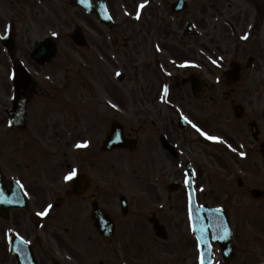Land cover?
Listing matches in <instances>:
<instances>
[{
  "label": "flooded vegetation",
  "instance_id": "af4514ba",
  "mask_svg": "<svg viewBox=\"0 0 264 264\" xmlns=\"http://www.w3.org/2000/svg\"><path fill=\"white\" fill-rule=\"evenodd\" d=\"M242 1V4H238L237 0H202L201 18L203 23L211 24L214 36L209 34L217 44L218 55L232 54L234 58L242 56V59H245L246 65L243 72H248L250 75V79L246 81L247 90L264 93V0ZM173 25L178 26V22L173 20L166 24L159 22L152 31L151 28H147L142 33L136 30L135 41L138 44L134 57L136 83L138 88L144 92V96L153 102L160 97L161 91H164L163 97L167 98L168 90L175 88L176 81L171 80L168 72H165L166 68L171 69L167 54L170 51L169 39L174 35ZM93 30L105 38L106 30L96 27ZM201 35L200 31L196 41L192 42V46L197 49L200 45H205L204 36ZM88 40L91 47L99 48L100 51H105L107 48L106 45L99 44L93 34L88 36ZM225 42H228V46L222 48L220 44ZM146 43L149 44V50L144 51ZM231 43L235 45L234 48L230 46ZM192 51L196 52L193 48ZM140 54L146 55L147 60L144 63L139 58ZM88 61L93 62L94 57L90 56ZM154 61L159 65L163 63L164 68L161 72L158 71L161 75L159 87L152 86L150 94H147L145 81L147 77H154L149 72ZM146 72H148L147 75ZM193 74L198 76L197 73ZM180 75H182L181 72L176 73L177 77ZM95 77L101 82L98 85L101 91L99 92L96 86L90 85L87 86L88 91H79L75 98L72 85L36 84L31 89L27 101L26 124L21 127H10L6 126L8 118L3 110L6 112L13 105L15 98L12 72L0 74V170L3 178L0 181V264H19L11 243L12 237H16L20 244L16 245L15 250L25 253L31 250L38 264H54L55 255L61 250H67L65 257L67 256L70 264L77 262L79 264L81 260L75 255L79 253H84L89 258H94L101 253L100 264H120L118 259L126 257L125 249L127 254L131 255L133 264L139 262L141 255L139 219L135 222V231L127 229L129 234L127 238H125L126 230L121 224L117 226V232L113 237H105L99 234L88 212L87 206L90 205L94 194L100 199L108 196L107 180L97 183L95 190L93 186L88 187L84 195L76 196L74 192V176L78 172H86L90 164L88 155L91 152L90 147H87L86 143L79 145L87 138L88 123L92 122L86 116L88 107L94 99L102 108L108 103L107 76L105 72H100V75ZM225 90L210 87L207 83L202 89V99L212 98L213 108H216L217 105L222 104L219 100L221 92H228L230 96L235 88ZM73 98L74 100L68 105V101ZM33 103L42 108L48 104L49 106L45 109L44 115L30 116ZM159 103L166 104L165 101ZM201 104L209 108L210 102L202 101ZM52 108L56 109L53 114L57 115L47 116L46 112L50 113ZM67 108L72 109V118L77 121L78 127L67 123L63 116L58 120V110H62L64 114ZM203 114L204 109L202 108L199 111V124L207 128ZM224 115L222 119L230 118L226 112ZM254 118L259 119L258 113L254 114ZM165 119L168 121L169 117ZM45 125H49L52 130L46 132ZM70 125H73V133L67 131ZM165 125L170 127L168 122ZM258 128L257 138L248 133L244 134L246 137L244 144L249 145L250 148L243 149L240 146L237 149L242 155L237 162L234 161L236 160L234 157L230 156V160L235 164H224V158H221V153L229 149H213L219 152L212 156L214 174L209 175L214 187L212 191H203L207 198L199 197L200 200L199 198L198 200L204 204L210 203L209 198H211L212 205L224 211L218 216H223L226 227L231 226L233 247L230 255L226 257L223 247L228 245V234L224 241L221 239L220 242L212 241L216 254L212 264H260L264 261V164H258L257 158H252L254 152L264 154L262 123L260 126L258 124ZM213 131L217 136H223L229 144L237 143L235 136L222 129L220 124L214 125ZM177 133L176 138L173 134L170 137L180 143L178 129ZM72 138L74 140H71ZM217 144H220L219 140ZM233 154L237 156V152ZM102 162L105 163L103 160ZM206 167H208L207 164L203 170ZM225 172L228 173V181ZM234 172L240 173L234 175ZM255 188L260 189L258 193H255L257 195L253 192ZM171 200L179 204V210L183 209V196L173 197ZM47 207L49 211L46 213ZM106 209L108 210L107 207ZM252 210H257V212ZM164 224L170 232V238L167 239V252L170 260L166 263L201 264V261L196 260L198 253L200 254L198 241L193 234H188V231L183 228L184 214L176 213ZM214 226L218 229L217 233L225 237L226 230L223 228L221 218L214 220ZM91 227L97 239H93L91 234H87L85 238L86 230ZM109 244L117 257L116 260L106 258ZM130 247L133 251H129ZM173 258L176 259L172 260ZM254 258H256L255 261H253ZM124 261L129 262V259Z\"/></svg>",
  "mask_w": 264,
  "mask_h": 264
},
{
  "label": "rangeland",
  "instance_id": "374dc122",
  "mask_svg": "<svg viewBox=\"0 0 264 264\" xmlns=\"http://www.w3.org/2000/svg\"><path fill=\"white\" fill-rule=\"evenodd\" d=\"M133 1H136L132 4ZM174 0H108L111 11L117 21H119V24L117 27L114 28V33H116L117 37V48L123 51V55L127 54L126 57H122V65L119 66L120 70L124 73V79L121 81H116L112 83L111 79L108 80V87L110 89V92L114 94L116 97H119L120 95L117 93L119 92L120 88L122 89V101H123V111L120 115L115 116L112 111L108 114V121H107V129L110 127V122L113 117H119L120 120L125 124L126 133L133 134V130L136 131L135 134H138L141 138V143L138 147V150L134 151H120L116 150L113 152H110L105 155L106 160V166L102 164V159H104L103 154L97 153V147L94 148L89 155L90 164L94 167L91 170H93V178L100 181L102 180V175L100 172H102L103 167L101 165H104L107 168L108 175H107V181L109 184V194L107 197L103 198V200L107 204V208L112 211V213H115V216H122L120 211V205L118 201V197L120 194H123L128 196L130 198V206L129 211L127 215L122 216L123 218L120 224L124 227V230H126L125 238L129 236L127 229L131 227L135 228L134 222L136 219H140L142 223H145L146 217L149 214V208L151 207V196L149 195V199L146 200L144 198H140L141 194H138V191L140 190V185L136 184L137 182H142V186H147V191L151 189L150 181H158L160 186H163V182H169L171 180H174V178H177L181 181V178H183L184 173H182V170L176 171V176H172L169 179H166L167 177L162 176L160 173H163L165 171V159L166 157L170 159L169 156H166L167 154L164 152L163 149H160L159 141L155 142L151 140V127L152 125L149 122V117H152V115L147 116L145 120H140L141 118L146 117L147 112L151 109L145 107L146 110L144 113L142 111L141 103L138 101L137 97L139 96L138 92L133 87V78H134V67H135V54L137 51V45L135 41V35L136 30H140L141 33L143 30L147 28H151V31L153 27L156 26L157 23H164L166 24L173 20H176V23L178 22V26H172V29L175 28L174 32L179 34V36H171L168 42L169 46V53L168 56V62L169 66L171 67L172 72H186L184 69H181L179 71V67L185 66L187 62H191L189 59L193 57V51L190 47V44L187 42H192L191 38H182L181 34L183 33V28L185 21L187 19L192 20L194 22L195 26H206L207 23H203L201 18V12H202V0H189L188 8L181 13L180 15H175L171 12V3ZM238 4H242V0H237ZM129 5H132L128 10V15L134 18L135 15H138L134 8L138 6H141V4H144V8L141 12L142 20L139 24H133L126 20L122 24L120 21H124L125 14L123 12V7L126 8ZM135 13V14H134ZM173 14V15H172ZM128 16V17H130ZM129 18L132 20V18ZM136 17V16H135ZM86 15L77 8L71 6L69 4V0H0V31L2 33H7L13 31L14 28L16 31V40L18 45V52L22 56H26V59L30 61L32 65L35 66V63L31 61L29 58V52L32 50L34 42L37 40H42L46 37H52L56 40L57 46H58V53L55 59L51 62L50 65L38 68L37 72H52L53 76L56 78L57 82L62 83L64 81V77H69L70 74L68 72H71L72 80L71 84H76V92L79 91H86V88H84L86 81L83 76L87 74V72H105L107 78H108V72L106 68H103L100 64L94 65L89 67L88 59L87 57L90 56L89 51H84L78 48L74 42L71 41L69 38L70 32L74 30V28L77 25H81L84 28L86 27ZM14 21V22H13ZM196 26V27H197ZM208 26H210L208 24ZM12 28V29H11ZM198 28V27H197ZM209 40H212V36L206 35L203 40L205 42V45L207 46H201L200 48L205 51V56L202 54H198V57H202L204 60V64L199 65V71L204 72V78L209 80L211 84L218 85L219 83H216V80L220 77V72L214 73L216 60H214L215 57V45L214 42H210ZM231 41V40H230ZM229 41V42H230ZM233 41V40H232ZM231 41V42H232ZM139 43V42H138ZM187 43V44H186ZM220 46L225 48L228 46V42H225L224 44H220ZM231 47H235L234 44L231 43ZM209 47L213 51H209ZM145 51H147V48H145ZM88 56H87V55ZM242 60V56H239ZM244 57V55H243ZM140 60L142 62H145L147 59L144 54H140L139 56ZM239 58V60H240ZM9 58L7 56V53L5 52L3 46L0 44V72L5 71V67L9 63ZM230 59H226V65L227 62ZM87 61V62H86ZM153 62V61H152ZM229 63V62H228ZM225 65V66H226ZM224 66V67H225ZM103 68V69H102ZM194 69L195 66H191L188 68ZM224 68H222L223 70ZM36 70V69H35ZM147 71V70H146ZM61 72H67L66 74H61ZM150 74H152L153 78H146L145 81V87L147 94H150V90L153 87H159L160 81H161V75L158 73L156 67H155V61L152 64V68L149 71ZM208 72H212L209 74ZM148 72H146L147 75ZM245 73V78L243 76L242 81H240L237 86L241 87L240 91L238 90V87L235 88V91L233 92L235 96L232 98L229 96L228 92H221V95L224 94V104L225 101H227L228 106L232 102H240V103H246L247 106H250L248 111V116L243 118L244 120H241L240 122H236V124H231L233 126L231 133L237 135V142L238 144H242L245 141L243 140L246 138L244 136L245 133H247V123L248 118L251 116H254L255 113H259L260 117H262V114H264V97L258 99L259 96L264 95L263 92H250L247 90V80L250 79V75L248 72ZM243 73V74H244ZM42 75V73H41ZM174 76V74H173ZM181 77L185 78L186 75H181ZM175 78V77H174ZM173 78V79H174ZM153 79V81H152ZM223 79V78H222ZM80 84V85H79ZM156 84V86H154ZM226 88L227 91L230 90L231 87L234 86H227L224 83V86H219L218 88H221L224 90ZM74 90V88H73ZM225 90V91H226ZM180 93L181 96L178 94ZM222 99V97H221ZM173 101H178L183 103L185 106H187L188 110L193 113L194 115H198V111L202 108L205 111H208L207 113H204L208 119L209 124L215 123L217 119L220 118V115H223L227 109L224 107L223 104H219L216 106V108H212V98H207L204 101L210 102L211 108L205 107L202 104H199L198 102L203 99H196L192 96L190 86H185V88H178V90L173 92ZM189 101H192L191 106L188 104ZM245 104V106H246ZM45 107V105L43 104ZM49 106V104L42 108L35 103L32 104V113L31 116H40L44 115L45 109ZM50 110H56L55 108H52ZM90 110V117H94L96 112L101 116L100 113V107L98 104H93ZM255 110H257L255 112ZM58 120L61 119V113L62 110H58ZM65 113L62 114L64 116L67 123H77V121L72 120L69 118V116L72 113L71 108H67ZM54 111L50 113V115H57L53 114ZM172 113V112H171ZM173 114V113H172ZM175 115V114H174ZM138 116V118H136ZM141 116V117H140ZM232 116V115H231ZM233 117V116H232ZM264 120L261 119L260 122ZM47 123V122H46ZM163 124V123H162ZM162 124H157V126H161ZM43 126V125H42ZM75 126V125H74ZM89 126V125H88ZM264 126V123H263ZM90 127V126H89ZM141 128L139 131L136 130V128ZM47 128V129H46ZM40 131L39 128H36ZM46 129V132L48 130H52L49 125H45L44 130ZM68 132L72 131V125H70V129H67ZM213 131V130H212ZM105 134V133H104ZM103 134V135H104ZM35 135H39L38 133H35ZM102 135V136H103ZM71 140H74L72 138ZM198 150H201L199 154H202L203 152L208 154L207 158L211 159L212 156L219 154L218 151H213L211 147H206V145L201 146L198 144L196 147ZM157 152L159 154H157ZM198 153H196V157ZM229 155V154H228ZM222 156L224 164H231L230 156ZM219 157V156H218ZM255 158L259 161L258 164H264V162L261 163V160L263 159V156L261 154L257 153L255 154ZM182 162H184L183 159H181ZM197 162V161H196ZM198 163V162H197ZM196 163V165H197ZM199 165V164H198ZM200 166V165H199ZM142 169L144 171H142ZM173 170V168H172ZM143 173V174H142ZM212 174V172H210ZM206 174V173H204ZM214 174V172H213ZM207 174L203 177L205 178ZM222 179V178H221ZM116 189V190H115ZM213 190V189H212ZM211 190V191H212ZM165 193H162V195ZM211 194V192H210ZM204 198H207L204 195ZM62 209V208H61ZM60 209V210H61ZM59 210V211H60ZM85 210V208H84ZM58 211V212H59ZM257 212V210H252ZM87 212V211H84ZM141 213V215H140ZM174 213V210L172 211ZM168 213L165 214L164 219L165 221L172 218L173 214ZM62 218V216H61ZM126 222L123 224V222ZM143 228L142 234H141V243L146 248L147 252H151L153 248H155V253H148L147 256L149 257L146 264H155L153 262V258L157 260L159 263L163 262L165 259L164 257V251L166 248L162 246V244L157 240L153 239V235L150 234L149 230L146 228L145 224L141 226ZM136 229V228H135ZM88 230V229H87ZM86 230L85 238L87 234H91L93 239H97L93 235V228L91 227L88 231ZM88 236V235H87ZM163 245H166L163 243ZM254 247V245H253ZM110 248V247H109ZM67 250H61L60 256L63 257L64 252ZM126 253L124 254L128 259L129 262L126 264H133V260L131 259V255L127 254V250L125 249ZM129 251H133L132 247H130ZM168 254V252L166 253ZM81 261L79 264H85L84 262H87L86 264H98L97 262V256L93 258H89L84 253L75 254ZM101 253L98 255V257L101 259ZM108 260L113 258L116 260V257L112 255L111 251L108 253L107 257ZM122 260V258H120ZM256 258H254L253 261H255ZM83 261V262H82ZM168 261V260H167ZM77 262V261H76ZM153 262V263H152ZM78 263V262H77ZM76 263V264H77ZM66 264H69V262ZM118 264V263H117ZM140 264V263H137Z\"/></svg>",
  "mask_w": 264,
  "mask_h": 264
},
{
  "label": "water",
  "instance_id": "95a60500",
  "mask_svg": "<svg viewBox=\"0 0 264 264\" xmlns=\"http://www.w3.org/2000/svg\"><path fill=\"white\" fill-rule=\"evenodd\" d=\"M78 4L84 5L85 2L83 0H75ZM84 3V4H83ZM55 55V45L52 41L48 40L45 43H37L35 47V51L33 53V57L41 63H45L50 60ZM18 113H15V118H17ZM101 214H99V218L101 219Z\"/></svg>",
  "mask_w": 264,
  "mask_h": 264
}]
</instances>
